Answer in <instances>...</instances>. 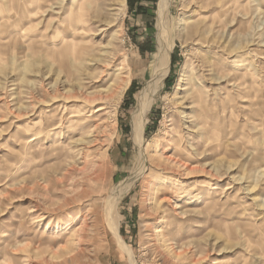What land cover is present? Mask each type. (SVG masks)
Returning <instances> with one entry per match:
<instances>
[{"label":"rangeland","instance_id":"374dc122","mask_svg":"<svg viewBox=\"0 0 264 264\" xmlns=\"http://www.w3.org/2000/svg\"><path fill=\"white\" fill-rule=\"evenodd\" d=\"M0 264H264V0H0Z\"/></svg>","mask_w":264,"mask_h":264},{"label":"bare ground","instance_id":"6f19581e","mask_svg":"<svg viewBox=\"0 0 264 264\" xmlns=\"http://www.w3.org/2000/svg\"><path fill=\"white\" fill-rule=\"evenodd\" d=\"M165 1H167V0H163V4L165 3ZM76 11H77V14L80 15L81 20L79 22H80V25L82 26L86 23L85 18L87 16L85 3H82L81 5L80 4L77 5V7L74 11L71 10L70 11V17L71 16L73 17ZM82 30L88 32V29H86V26H83ZM77 47H78V45L71 43V45L68 47V49H70L71 51H62V52L66 53L67 55H71L72 61H80L88 53L93 52V51L87 50L85 46L81 47V49H78L80 51H76ZM82 48H85V49H82ZM62 57H64V56H62ZM108 60H109V58L105 59V61H103V66L101 67V71L95 77V80L97 83H101L104 85L106 80L112 76V73L110 74L108 72V69H109L108 65L110 64V62H108ZM167 63H168L167 55L161 54L159 65L156 68L157 80L155 79L154 80L155 82H153L155 85H158L159 84L158 82H160V80L164 77L166 70H167ZM113 64H111V66ZM121 66L123 67V64H121ZM122 67H120V69H118L119 74L115 73V75H114L115 77H117L118 75L123 76L122 73H120V70H122ZM126 78L125 77H122L119 79L115 78L113 81L110 82L109 86L106 89H103L102 91H98V92H89L92 89V87L95 85V82L94 83L89 82V83H86L84 85V87H80L78 92H76V94L71 96L73 98L81 99V101H82L81 104L79 103L80 104V112H77V113H79V114L81 113L82 115H84L85 113H89V114L92 113L93 114V113H99L101 111L103 112L104 110H108L110 102L114 103V102L120 100L124 91L128 87L129 81ZM68 98H69L68 96L64 97V100H67ZM147 111H148V105L146 102L142 101L141 107L139 106V110L137 111V113H135V115L133 116L132 121H131V133H132L131 136H132V139L134 140L135 144L138 147L143 142L142 136H143V132H144V125H145V119H146L145 116H146ZM106 139L109 141L108 137H106ZM97 167H98V165L96 164L95 168L97 169ZM109 228L111 230V234L113 235V238L117 241V243L121 247V249L123 251H125L126 248L118 236L116 226L114 224H111ZM83 231H84V229H83ZM74 258H75V256H73L71 258V260H73Z\"/></svg>","mask_w":264,"mask_h":264},{"label":"trees","instance_id":"16d2710c","mask_svg":"<svg viewBox=\"0 0 264 264\" xmlns=\"http://www.w3.org/2000/svg\"><path fill=\"white\" fill-rule=\"evenodd\" d=\"M139 1H141V0H127L129 7H132V5H133L134 3H137V2H139Z\"/></svg>","mask_w":264,"mask_h":264}]
</instances>
